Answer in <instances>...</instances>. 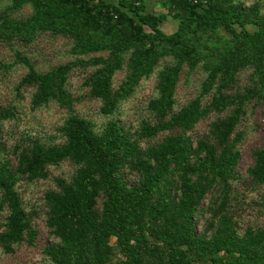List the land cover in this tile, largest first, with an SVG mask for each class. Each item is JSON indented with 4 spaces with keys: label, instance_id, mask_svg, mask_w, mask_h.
Here are the masks:
<instances>
[{
    "label": "trees",
    "instance_id": "16d2710c",
    "mask_svg": "<svg viewBox=\"0 0 264 264\" xmlns=\"http://www.w3.org/2000/svg\"><path fill=\"white\" fill-rule=\"evenodd\" d=\"M151 1L165 12H146ZM248 1L4 0L0 46L13 61H0V75L22 66L16 101L66 114L59 143L29 137L13 164L2 136L16 106L0 108L4 254L24 246L49 264H264V221L239 213L240 189L264 209V0ZM170 18L176 28L165 33ZM59 40L70 58L38 71L33 50ZM197 71V91L178 106L180 81ZM75 72L81 93L70 90ZM151 77L156 95L132 134L119 110ZM84 101L100 105V129L77 112ZM249 118L261 136L241 173ZM63 163L70 177H54L39 209H27L18 183L48 180Z\"/></svg>",
    "mask_w": 264,
    "mask_h": 264
},
{
    "label": "rangeland",
    "instance_id": "374dc122",
    "mask_svg": "<svg viewBox=\"0 0 264 264\" xmlns=\"http://www.w3.org/2000/svg\"><path fill=\"white\" fill-rule=\"evenodd\" d=\"M245 6L251 5L252 2L248 0H242ZM4 0H0V7L4 5ZM146 12L160 13L165 12L157 2L151 1L147 4ZM176 28V21L169 19L165 22L161 29L165 33H172ZM250 31L253 28H248ZM69 46L63 41H42L38 44L35 50L31 53V61L36 62V68L38 71H46L53 65L62 63L69 59ZM0 61L12 62L13 59L9 55L6 48L0 46ZM24 71L22 66H16L8 74L0 75V108H6L9 103H13L16 106L15 118L6 121L3 126V143L6 153L5 157L13 164L16 162V154L14 149L18 145H22L23 141L27 138L39 137L45 142L55 141L60 142L57 129L61 126L63 120L66 117L64 111L57 108L55 105H50L47 108L31 111L29 109V98L26 96L25 100L16 101V94L14 86L20 79L21 72ZM81 73L75 72L70 80V90L73 93H81L80 82ZM119 77V76H118ZM201 78L200 71L195 74L183 77L180 81L176 100L178 106L186 103L187 100L194 95L198 89L199 79ZM156 95L155 92V78L151 77L148 80L141 82L136 90L134 96L127 101L123 102L118 119L120 123L126 128L130 129L133 134L138 123L143 119L145 112V106L147 102ZM100 105L97 102L84 101L76 106L77 112L84 118L91 120L97 129L105 123L106 118L102 117L99 113ZM255 119L249 118L246 121L248 136L246 143L242 150L243 160L241 163V173L250 165L248 159L249 149L258 145L260 141L261 132L257 130L254 125ZM205 127H200L198 133H203ZM51 178L45 181L38 182H26L21 181L18 183V191L23 201L24 206L27 209H39L41 205L42 195L45 190L53 187L54 177H64L68 179L73 172V167L69 163H63L58 168H50ZM240 192L246 195V202L240 204L239 213L244 221L262 223L264 221V209L258 204L261 199L256 194L246 193L242 189ZM205 203L202 204L204 206ZM5 217L4 212L0 213V224ZM44 216L42 215L38 222L43 223ZM204 227L203 220H200L195 225L196 234H200ZM42 235L41 244L47 243V236L45 230ZM0 264H49V262L43 259L42 255L36 249H28L21 247L17 249L14 254H4L0 250Z\"/></svg>",
    "mask_w": 264,
    "mask_h": 264
}]
</instances>
